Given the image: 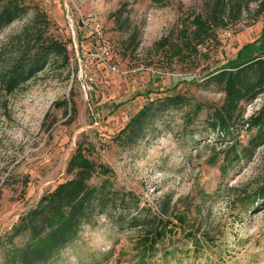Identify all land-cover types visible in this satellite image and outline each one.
<instances>
[{"label": "rangeland", "instance_id": "obj_1", "mask_svg": "<svg viewBox=\"0 0 264 264\" xmlns=\"http://www.w3.org/2000/svg\"><path fill=\"white\" fill-rule=\"evenodd\" d=\"M24 1L25 15L0 32L3 62H10L22 50L23 40L18 36L31 23L66 43L70 59H54L18 87L8 96L7 109L0 103V237L43 194L72 177L67 166L81 143L91 158L113 169L116 188L133 197L130 204L114 209L113 217L129 211L136 202L157 210L162 199L169 197L178 205V213L192 205L196 226L202 224L211 237L209 243L199 244L179 234L170 253L158 252L141 261L134 247L138 229L121 228L114 219L101 215L94 224L85 225L51 264H264V198L260 195L264 144L224 174L218 153L228 141L208 136L192 140L210 109L204 108L186 127L187 111L223 103L222 87L207 84L206 76L260 36L264 8L257 2L250 4L239 20L219 28L217 37L199 45L195 54L179 57L156 42L165 36L176 38L195 14L206 13L213 0ZM78 12L97 15L112 44V60L91 56ZM226 31L232 36L227 37ZM74 39L79 43L77 50ZM258 45L247 48L244 57L256 54ZM87 83L88 92L84 90ZM177 94L186 96L189 103L164 112L137 144L123 147L117 143L118 132L145 104ZM263 105L264 93L244 102V117ZM238 133L247 144L256 129L239 128ZM186 197L188 201L183 202ZM195 205L202 210L196 211ZM4 254L1 249L0 264Z\"/></svg>", "mask_w": 264, "mask_h": 264}, {"label": "trees", "instance_id": "obj_2", "mask_svg": "<svg viewBox=\"0 0 264 264\" xmlns=\"http://www.w3.org/2000/svg\"><path fill=\"white\" fill-rule=\"evenodd\" d=\"M254 2L259 4V8H264V0H213L206 13L195 14L190 25L183 27L175 40L165 36L156 45L167 47L172 56L193 55L199 45L217 37L219 28L239 20L244 10ZM27 11L24 0H0V32ZM18 37L23 40L22 50L20 48L10 62H3L4 58H0V103L5 109L8 108V96L54 59H70L67 44L37 30L34 23L27 25L23 36ZM257 44L258 52L245 58L247 48ZM205 82L221 86L225 93L224 101L220 106L203 105L187 111L186 127L204 108L210 109L202 130L193 132L192 140L208 136L214 141H228L218 153V157L221 155V171L226 174L229 166H236L264 144V105L248 118L244 117L242 110L244 102H251L264 93V27L254 42L246 43L235 58L210 72ZM187 103L188 98L180 94L149 101L118 132L115 137L117 143L123 147L137 144L151 125L163 118L164 112ZM239 128L256 129L247 144L239 140V133L236 134ZM67 172L71 178L43 194L36 206L22 214L11 231L0 237V250L5 249L2 264H51L79 237L85 225L94 224L101 215L114 219L121 228L127 225L138 229L134 247L135 257L141 261L153 258L158 252L170 253V247L179 234L199 244L202 241L209 243L210 232L202 229V224L196 226L197 220L191 216L194 211L192 205L178 213V205L172 204L169 197L162 199L157 210L136 202L129 211L113 217L112 211L124 203L130 204L133 197L129 192L116 188L112 180L113 169L91 158L81 143L69 160ZM100 177V181H95ZM260 195L264 198V190ZM188 199L181 200L187 202ZM195 208L196 211L202 210L200 205H195ZM20 237L25 241L18 243L16 240Z\"/></svg>", "mask_w": 264, "mask_h": 264}, {"label": "built area", "instance_id": "obj_3", "mask_svg": "<svg viewBox=\"0 0 264 264\" xmlns=\"http://www.w3.org/2000/svg\"><path fill=\"white\" fill-rule=\"evenodd\" d=\"M78 24H82L84 27L85 41L88 40L91 45L89 51L91 56L99 61L112 60L114 57L113 47L109 40L105 38L103 32V25L98 19L95 13H89L88 15L78 12ZM71 26H74V19L69 15ZM225 35L227 37L232 36V32L226 31ZM76 50L79 48V43L75 41L72 44ZM114 70H118L116 65H113ZM88 75L86 74V78ZM91 89L90 85L87 83L84 85V90L88 92Z\"/></svg>", "mask_w": 264, "mask_h": 264}]
</instances>
